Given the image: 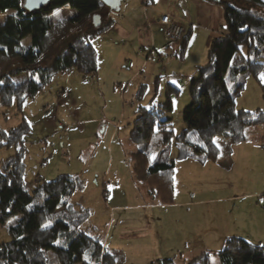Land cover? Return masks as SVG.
I'll list each match as a JSON object with an SVG mask.
<instances>
[{
    "label": "trees",
    "instance_id": "trees-1",
    "mask_svg": "<svg viewBox=\"0 0 264 264\" xmlns=\"http://www.w3.org/2000/svg\"><path fill=\"white\" fill-rule=\"evenodd\" d=\"M82 1L64 0L71 9ZM94 1L106 7L100 0ZM208 1L222 5L223 30L212 38L206 62L197 67L189 82L190 102L182 110L180 132L173 135L169 117L172 100L167 94L163 101L151 98L147 105L137 108L126 140L130 173L137 189L152 203L171 199L177 159L217 161L223 155L221 142L249 139L248 131L253 134L250 139L264 148L263 129L253 128L264 124V111L234 106L244 87L241 75H257L264 69V0ZM61 5V0H48L42 7L30 9L25 0H0L2 105L10 106L15 100L21 106L54 74L69 68H76L84 77L97 73L92 41L110 26L111 15L117 12H109L106 7L107 18L101 16L100 24L94 26L89 16L78 10L54 15ZM186 29L185 25L179 39L182 48L191 32ZM26 38L28 42L24 43ZM168 86L178 90L174 84ZM29 130L25 119L8 130L0 129V147L18 144ZM80 183L77 177L61 174L55 180H38L28 186L23 153L16 151L0 162V223L20 215L8 226L10 239L0 243V264H51L48 252L54 264H123L119 252L82 229L88 210L69 201ZM217 257L220 264H264V245L229 236ZM210 259L209 252H202L185 264H210ZM155 264L174 261L169 257Z\"/></svg>",
    "mask_w": 264,
    "mask_h": 264
},
{
    "label": "rangeland",
    "instance_id": "rangeland-1",
    "mask_svg": "<svg viewBox=\"0 0 264 264\" xmlns=\"http://www.w3.org/2000/svg\"><path fill=\"white\" fill-rule=\"evenodd\" d=\"M61 2V14L78 10L89 16L88 21L93 14L107 18V8L94 0H83L76 9H71L64 0ZM154 11L184 14L192 19L195 26L183 48L181 40L167 41L162 28L153 26L159 25L158 13ZM2 16L0 13V19ZM111 17L110 26L92 41L97 54L95 75L84 77L72 67L54 74L34 96L25 98L21 106L15 100L10 106L0 103V129L8 130L22 119L30 127L21 142L0 147V162L16 151L23 153L28 186L38 180H55L61 174L77 177L81 186L69 201L88 210V224L82 229L104 246L118 249L123 264H149L157 258L158 245L170 254L167 257L172 258L175 252L173 244H166L169 236L163 245L159 232H155L159 227H165L166 231L175 227L171 211L133 208L126 212L128 219L122 224L115 213L105 232L107 203L119 199L124 191L134 189L141 193L135 182L132 185L127 179L130 169L126 144L139 106L147 105L151 98L163 101L169 94L173 135L180 132L182 110L190 102L189 82L197 67L206 62L212 38L223 30L224 11L221 4L208 0H154L145 6L142 0H123L120 10ZM23 42H28V38ZM241 79L244 87L235 98V108L264 111V69L257 75L242 74ZM253 128L264 131V124ZM247 134L249 139L253 137L252 132ZM242 153L247 164L240 169L246 173L233 187L236 186L238 193L248 191L250 195L232 202L233 215L244 234L238 235L264 245V148L246 147ZM175 154L173 147L171 155ZM137 201L141 199H122L127 204ZM19 216L0 223V243L10 239L8 226ZM104 234L106 239H102ZM224 243L225 240L223 245L209 249H184L181 256L175 257L176 262L185 264L205 250L211 255L210 264H220L217 252ZM48 255L54 264L52 253Z\"/></svg>",
    "mask_w": 264,
    "mask_h": 264
},
{
    "label": "crops",
    "instance_id": "crops-1",
    "mask_svg": "<svg viewBox=\"0 0 264 264\" xmlns=\"http://www.w3.org/2000/svg\"><path fill=\"white\" fill-rule=\"evenodd\" d=\"M203 1L206 0H201V2ZM152 2L154 3V0ZM154 12L158 13V11ZM170 15L181 22L184 20L188 23L186 28H190L191 32L193 31L195 23L191 18H188L184 14L180 16L179 13L177 15ZM153 26L158 27L159 25L154 24ZM255 137L259 138V135L256 134ZM220 145L223 155L217 161L207 160L204 163H200L189 157L175 161L172 175L173 191L169 201L152 203L143 194L137 193L132 189L129 192L124 191L121 196L119 194V199L118 197L113 198V203L108 204L106 202L109 207V216L105 223V232L111 220L113 221L115 213L118 215V222L122 224L124 220L128 219L125 216L126 212L133 208H136V210L146 208L157 210L159 208L158 210H166V213L170 210L175 227L168 231H166L165 227H159L155 232H159L160 241L163 245H165V238L169 236L170 239L166 238V244H173L175 252L171 256L174 264H177L175 257L177 255L181 256L184 253V249H193L195 247L209 249L210 247H217L221 243L223 245L225 238L229 236L244 238V236H241L244 234L240 232L238 220L233 215L234 210L232 205L234 204L232 202L234 200L237 201L239 197H246L250 193L248 191L238 193L236 186L233 187V184L242 179V174L246 173V171L242 173L243 169H240L247 164L246 158H242L244 155L242 151L246 147L259 148L260 146L253 139H246L239 143L221 142ZM127 173V179L133 185L135 181L131 173L128 170ZM25 182L27 184L26 179ZM130 197H135L138 200L141 199V201H137L135 204L122 202V199L126 200ZM213 210L214 214L212 213ZM187 216L188 221L186 220ZM105 237L106 234L102 236V239H106ZM191 244H195V246ZM157 248L158 254H155L157 257L155 259L156 262L152 260L149 264H155L164 258H169L167 256L170 254H167L165 250H161L159 245ZM111 250L119 252L118 249L111 248ZM202 252L206 251L203 250ZM161 255L165 257L161 258ZM178 263L180 264V261Z\"/></svg>",
    "mask_w": 264,
    "mask_h": 264
},
{
    "label": "built area",
    "instance_id": "built-area-1",
    "mask_svg": "<svg viewBox=\"0 0 264 264\" xmlns=\"http://www.w3.org/2000/svg\"><path fill=\"white\" fill-rule=\"evenodd\" d=\"M148 1L150 0H142L144 6ZM156 21L161 26L167 40H179L185 32V25L168 13H158Z\"/></svg>",
    "mask_w": 264,
    "mask_h": 264
},
{
    "label": "water",
    "instance_id": "water-1",
    "mask_svg": "<svg viewBox=\"0 0 264 264\" xmlns=\"http://www.w3.org/2000/svg\"><path fill=\"white\" fill-rule=\"evenodd\" d=\"M123 0H100L109 10V12H118ZM26 6L31 2L32 6L28 7L30 9L40 8L45 5L48 0H25ZM91 22L94 26H98L101 22V17L99 14H93L91 17Z\"/></svg>",
    "mask_w": 264,
    "mask_h": 264
},
{
    "label": "snow or ice",
    "instance_id": "snow-or-ice-1",
    "mask_svg": "<svg viewBox=\"0 0 264 264\" xmlns=\"http://www.w3.org/2000/svg\"><path fill=\"white\" fill-rule=\"evenodd\" d=\"M32 6V4H31V2L28 4V7H31ZM58 13H59V10H57L55 13H54V15H58Z\"/></svg>",
    "mask_w": 264,
    "mask_h": 264
}]
</instances>
